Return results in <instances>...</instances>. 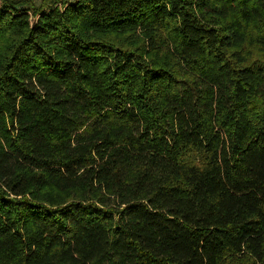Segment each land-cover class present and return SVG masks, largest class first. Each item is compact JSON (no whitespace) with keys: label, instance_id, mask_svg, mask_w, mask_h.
<instances>
[{"label":"trees","instance_id":"16d2710c","mask_svg":"<svg viewBox=\"0 0 264 264\" xmlns=\"http://www.w3.org/2000/svg\"><path fill=\"white\" fill-rule=\"evenodd\" d=\"M34 1L0 0V264H264V0Z\"/></svg>","mask_w":264,"mask_h":264},{"label":"rangeland","instance_id":"374dc122","mask_svg":"<svg viewBox=\"0 0 264 264\" xmlns=\"http://www.w3.org/2000/svg\"><path fill=\"white\" fill-rule=\"evenodd\" d=\"M67 1L71 3V2H74L75 0H67ZM34 4L35 5H38L39 4V1L38 0H35L34 1ZM26 7H29V6H26ZM34 20H35V18L31 17V21L33 22Z\"/></svg>","mask_w":264,"mask_h":264}]
</instances>
